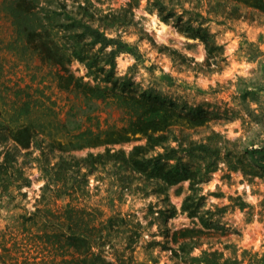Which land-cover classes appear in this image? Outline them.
Here are the masks:
<instances>
[{"label": "rangeland", "instance_id": "374dc122", "mask_svg": "<svg viewBox=\"0 0 264 264\" xmlns=\"http://www.w3.org/2000/svg\"><path fill=\"white\" fill-rule=\"evenodd\" d=\"M59 1L75 12L78 5L88 3L91 11L106 14L126 8L132 0H39L37 10L45 26L49 25L47 16ZM161 1L163 14H171L167 22L162 20L158 7H152L153 0H136L133 20L139 22L137 26L145 34L142 36L137 26L118 30L132 52L116 58V74L124 77L136 94L158 96L176 103L179 109L207 112L209 129L235 143L236 146L228 145L232 150H242L251 142L258 147L264 140V14L240 7L241 16L235 17L231 5L215 10L208 0ZM11 2L0 0V122L14 127L30 120L43 126L40 136L48 138L51 133L67 141L81 133L126 125L129 111L118 93L102 98L96 92L84 94L82 88H60L59 70L42 64L35 53L36 42H27L22 36L11 17ZM160 23L166 29L156 35ZM179 25L206 29L220 48L209 54L202 41L180 31ZM67 68L83 83L103 88L84 63L73 60ZM133 92L130 95H135ZM207 134L201 131L192 134V138L199 140ZM144 141H130L113 149L129 153ZM104 148L87 147L73 151L72 155L83 158L88 153H102ZM27 160L25 171L31 186L24 187L25 195H17L7 209L0 207V230L11 225V216L16 219L24 210L32 211L38 205L43 180L36 162ZM111 172L102 173L98 180L95 175L89 177L84 202L100 207L107 216L119 213L129 220L130 228L135 230L130 234L134 241L130 249L137 262L177 264L172 252L180 241L174 242L173 233L192 228L208 232L202 239L208 240L213 250H224L226 256L231 254L226 246H234L238 255L242 250L264 255V222L260 219L264 213L259 206L264 195L261 180L250 182L221 162L199 190L198 196H204L200 213L209 211L206 216L212 215L216 224L215 229H204L199 218L188 217L182 211L191 191L189 181L154 189L153 181L134 175L131 186L122 190ZM241 202L249 207L241 211L237 206ZM126 238L127 235L119 234L111 244L115 249H124L129 242ZM28 248V253L18 255L19 264L42 259L40 251ZM131 253L127 251V255ZM198 253L199 250L194 252Z\"/></svg>", "mask_w": 264, "mask_h": 264}, {"label": "trees", "instance_id": "16d2710c", "mask_svg": "<svg viewBox=\"0 0 264 264\" xmlns=\"http://www.w3.org/2000/svg\"><path fill=\"white\" fill-rule=\"evenodd\" d=\"M208 1L215 10L231 5L235 17L241 16L240 7L264 14V0ZM136 4L132 0L117 12L100 14L91 11L88 3L78 5L75 12L59 1L50 16L46 15L48 27L38 14L39 0H12L13 21L27 42H36L35 53L42 64L59 70L60 88H82L84 94L96 92L102 98L118 93V98L126 103L130 119L122 127L81 133L69 141L55 138L51 133L48 138L40 136L44 133L43 126L30 120L14 127L0 122V207L7 209L17 195H25L24 187L31 186L25 171L27 159L36 162L43 180L35 209L24 210L16 219L11 216V225L0 230V264H19L18 255L28 253V246L40 251L42 259L25 260L22 264H149L137 262L131 253L130 245L134 241L130 234L135 230L130 228L127 218L119 213L107 216L100 207L84 202L92 175L98 180L102 173L109 175L112 171L122 190L131 186L134 175L153 181L154 189L189 181L191 191L182 211L188 217L199 218L204 229H215L216 224L212 215L206 216L209 211L200 213L204 196H198L199 190L207 175L216 171L221 162L250 182L255 179L264 182V140L258 147L251 142L234 151L228 145L236 146L235 143L209 129L207 112L179 109L176 103L158 96L136 94L129 88L131 84L116 74V58L121 53L132 52L117 32L138 25L132 13ZM151 5L158 7L162 20L167 22L171 14H163L162 1L153 0ZM177 27L202 41L211 55L220 48L206 29L191 25ZM138 31L142 36L145 34L141 27ZM60 33L64 35L59 36ZM112 33L115 35L111 36ZM73 60L84 63L103 88L91 87L69 73L67 65ZM131 92L135 95H130ZM201 131L208 134L199 140L192 138V134ZM140 139H145L144 144L134 146L129 153L113 149L115 145ZM98 146L105 147L102 153H88L83 158L72 155L75 150ZM237 206L243 211L249 204L241 202ZM259 206L264 213V195ZM260 219L264 222V214ZM119 234L127 235L129 241L121 250L111 244ZM173 235L174 242L180 241L172 252L177 264H264V255L249 250L238 255L234 246H226L231 249L228 256L224 250H213L212 244L202 239L208 232L201 229H185ZM196 250L198 254H194ZM127 251L131 254L127 255Z\"/></svg>", "mask_w": 264, "mask_h": 264}, {"label": "bare ground", "instance_id": "6f19581e", "mask_svg": "<svg viewBox=\"0 0 264 264\" xmlns=\"http://www.w3.org/2000/svg\"><path fill=\"white\" fill-rule=\"evenodd\" d=\"M153 18V17H152ZM166 29V25L163 23H160V26L158 29H156V35H159L160 32H163Z\"/></svg>", "mask_w": 264, "mask_h": 264}]
</instances>
